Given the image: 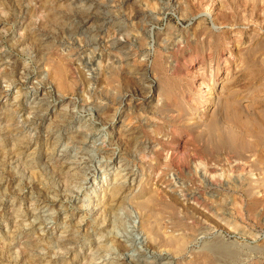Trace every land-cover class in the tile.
Instances as JSON below:
<instances>
[{
  "label": "rangeland",
  "instance_id": "rangeland-1",
  "mask_svg": "<svg viewBox=\"0 0 264 264\" xmlns=\"http://www.w3.org/2000/svg\"><path fill=\"white\" fill-rule=\"evenodd\" d=\"M263 127L264 0H0V264H264Z\"/></svg>",
  "mask_w": 264,
  "mask_h": 264
},
{
  "label": "bare ground",
  "instance_id": "bare-ground-1",
  "mask_svg": "<svg viewBox=\"0 0 264 264\" xmlns=\"http://www.w3.org/2000/svg\"><path fill=\"white\" fill-rule=\"evenodd\" d=\"M235 107V106H234ZM260 115V114H259ZM250 116V115H249ZM250 123H251V121H250ZM249 122H248V125H254V123L253 124H250ZM262 123V122H261ZM239 124V123H238ZM262 125V124H261ZM241 126V125H240ZM212 127L214 128V129H216L215 128V126H213L212 125ZM248 127H250V126H248ZM254 127V131H256L255 129H257V126H253ZM253 127L251 128V130L253 129ZM212 128V129H213ZM264 128V127H263ZM263 128H259V130H258V132H257V136H258V141H257V143H256V145L253 147V149L255 148V150L256 151H258L259 149H261V146H262V144H263V142H264V129ZM249 130V129H248ZM243 131V130H242ZM248 132V131H247ZM248 134H249V132H248ZM258 147H260V148H258ZM249 150V149H248ZM261 152H264V150L263 149H261L260 150ZM259 153H251L250 155H247V156H242V157H240V159H238L237 158V160H233L234 161V163H233V167H235V171L237 170V172L239 171V172H243V173H245V171H246V169H249L251 166H252V164L255 162V159H256V156L258 155ZM259 156V155H258ZM259 158V157H258ZM169 159V158H168ZM257 161V160H256ZM254 165V164H253ZM253 169V168H252ZM234 170V169H233ZM238 172V173H239ZM240 173V174H241ZM94 184V183H93ZM94 186V185H93ZM149 202V203H148ZM153 203H151L150 204V201H147V200H145V201H141L140 203H139V206H140V208H142V209H147V210H151L150 209V205H152ZM152 207V206H151ZM150 212V211H149ZM151 213V212H150ZM152 214V213H151ZM153 214H154V212H153ZM152 214V215H153ZM154 216V215H153ZM152 216V217H153ZM155 223V222H154ZM157 226V225H156ZM149 227H150V230L152 231V232H154L155 234H157V232H158V227L156 228L155 226H154V224H152V222H150V225H149ZM33 241L32 240H30V242H27V245L28 246H32L33 245Z\"/></svg>",
  "mask_w": 264,
  "mask_h": 264
}]
</instances>
